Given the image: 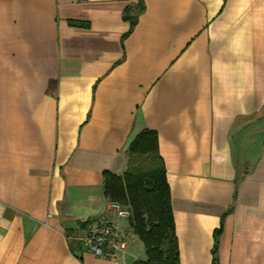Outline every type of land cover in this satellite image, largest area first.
Listing matches in <instances>:
<instances>
[{"label": "crops", "instance_id": "obj_1", "mask_svg": "<svg viewBox=\"0 0 264 264\" xmlns=\"http://www.w3.org/2000/svg\"><path fill=\"white\" fill-rule=\"evenodd\" d=\"M137 1L0 0V264H130L136 236L116 260L72 237L144 129L179 264L219 229L218 264H264V0Z\"/></svg>", "mask_w": 264, "mask_h": 264}, {"label": "trees", "instance_id": "obj_2", "mask_svg": "<svg viewBox=\"0 0 264 264\" xmlns=\"http://www.w3.org/2000/svg\"><path fill=\"white\" fill-rule=\"evenodd\" d=\"M138 11L142 10V0L137 1ZM124 19L130 29L136 22L135 16ZM127 171L118 177L107 171L102 173L103 194L110 201L121 200L130 207L129 227L143 244L146 259L135 264H179V254L174 231L170 191L165 170L157 148L154 131H140L127 147ZM145 162L142 167L139 164ZM116 202V201H113ZM214 233L212 264L217 263V236Z\"/></svg>", "mask_w": 264, "mask_h": 264}, {"label": "built area", "instance_id": "obj_3", "mask_svg": "<svg viewBox=\"0 0 264 264\" xmlns=\"http://www.w3.org/2000/svg\"><path fill=\"white\" fill-rule=\"evenodd\" d=\"M129 217V209L118 202L110 201L106 213L82 223L72 240L100 259L116 260L126 251L129 241L134 237L129 225L124 228L119 225L120 220H128Z\"/></svg>", "mask_w": 264, "mask_h": 264}, {"label": "rangeland", "instance_id": "obj_4", "mask_svg": "<svg viewBox=\"0 0 264 264\" xmlns=\"http://www.w3.org/2000/svg\"><path fill=\"white\" fill-rule=\"evenodd\" d=\"M139 165L143 167V166L145 165V162H141ZM126 171H127V167H126L125 171H124L121 175H119L118 177H123V175L125 174ZM113 201H116V202H118L119 204H121L123 207H125V208L131 210L127 203H125V202H123V201H121V200H118V199L113 200ZM121 222H122V225H124L123 227H126L127 224L129 225V220L123 219V220H121ZM133 233H134V232H133ZM134 236L137 237L136 234H134ZM137 239L139 240L138 237H137ZM139 241H140V240H139ZM140 242H141V241H140ZM141 243H142V242H141ZM142 245H143V244H142ZM129 250H130V253H131L132 256H133V259L131 260L130 264H135L137 261H144V260H145V257H146V256H145V251H144V249H143V246L139 245V243H138V246H137V247L132 246V247L129 248Z\"/></svg>", "mask_w": 264, "mask_h": 264}]
</instances>
